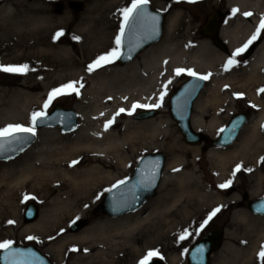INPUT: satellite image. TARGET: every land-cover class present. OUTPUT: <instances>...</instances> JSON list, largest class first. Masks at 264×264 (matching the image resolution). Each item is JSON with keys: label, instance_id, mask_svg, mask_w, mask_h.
<instances>
[{"label": "bare ground", "instance_id": "1", "mask_svg": "<svg viewBox=\"0 0 264 264\" xmlns=\"http://www.w3.org/2000/svg\"><path fill=\"white\" fill-rule=\"evenodd\" d=\"M87 2L90 4L85 14L70 32L65 18L53 17L47 9L43 14L27 15L23 22L7 23L6 4L0 8V66L27 65L19 86L0 92V129L9 125L29 127L31 114L40 107L41 99L69 82H75L73 93L81 92L77 99L85 101L74 109L79 118L75 130L62 133L43 129L38 134L41 140L16 159L0 162V244L33 237L31 240L49 241L48 250L59 251L65 244L76 242L73 264H138L142 253L160 247V241L181 227L191 196L209 209L224 199L202 187L196 175L194 166L199 163L196 154L201 144H188L187 148L178 140L171 143L166 136L173 120L170 122L167 116L134 117L137 121H132L128 111L133 104L149 106L159 102L161 94L165 95L173 84L177 69H183L185 74L190 70L199 76L207 75V84L192 108L190 125L195 132L212 138L230 113V99L239 94L263 109L244 126L233 145L207 150L206 159L212 164L216 183L221 185L229 179L237 165L254 177L264 163V92L260 91L264 89V38L245 62H239L233 53L256 34L260 15H264V0L224 1L229 18L219 28L218 37L228 46L227 53L215 50L207 39L193 40L188 35L178 38L174 27L183 16L176 11L166 20L163 39L137 59L124 66L102 69L110 64L104 63L91 73L86 71L87 66L114 49L117 30L111 18L124 0ZM247 12L251 18L246 21L243 18ZM104 16L105 20L98 22ZM59 24L63 35L53 40L60 32ZM68 44L78 46L81 58L72 47L71 51L66 47ZM229 59L234 64L224 71ZM120 109L125 111L117 115ZM210 111L215 115L209 118L206 114ZM122 115L123 121L118 120ZM110 120L112 123L105 128ZM160 136L166 137L164 141ZM161 149L173 156L164 165L155 198L135 213L112 220L99 218L78 232L67 230L68 222L85 217L101 195L124 178L133 158L143 151ZM188 154L191 161L183 158ZM171 172L176 173L170 175ZM263 186L264 177L260 176L249 195L257 197ZM27 197L39 202L42 209L35 221L23 223L21 203ZM229 208L233 209L232 205ZM232 213L231 221L247 227L264 221L251 218L246 210L233 209ZM173 227L176 228L170 231ZM230 236L226 231L218 251L221 264L228 261L223 254L226 251L237 264L250 262V254L241 255L226 242ZM177 259L173 256L169 264H175Z\"/></svg>", "mask_w": 264, "mask_h": 264}, {"label": "rangeland", "instance_id": "2", "mask_svg": "<svg viewBox=\"0 0 264 264\" xmlns=\"http://www.w3.org/2000/svg\"><path fill=\"white\" fill-rule=\"evenodd\" d=\"M224 1L225 0H195V2H188V0H149L148 4L151 6L152 9L157 10L161 13H164L166 15V20L168 16H170L173 12L180 11L182 13L183 17L177 20L175 27H174L175 33L178 38L183 39L185 35H188L192 37L193 40L195 39L206 40L200 33L201 27L205 23L207 17L211 15L213 12L223 11V8H224L223 6L225 5ZM131 3H132V0H124V2L120 6H118V8L116 9L115 15L111 18L112 20L111 23L113 26L116 27V30H117L116 31L117 33L115 35L116 37L119 34V27L123 20L121 10L126 7H129ZM5 4H6L7 15L4 16L5 17L4 21H7V23H9L10 21L23 22L27 15H34L36 13L43 14L42 11H44V9H47L53 17H58V18L64 17L65 22L68 23L67 31L70 32V30L73 29V27L77 24V22L85 14L86 8L90 3H88L87 0H46V2H43V0H0V8L4 6ZM247 13H250V12H247ZM262 15L260 16L262 17ZM104 20H105V16L104 18H100L98 22L101 23ZM61 30H62V26L59 24L57 27V31H61ZM163 33L165 34V26H164ZM164 34L162 37H164ZM75 44L77 45V43ZM76 45L68 44L66 47L70 51L72 47V51H74L75 55L78 58H81L79 54L78 46ZM115 47L116 45H114V49ZM213 48H215V50H218L215 46ZM242 48H238V49H242ZM120 51H121V46L119 48V53ZM138 56L135 59H137ZM236 59L239 62H245L246 60L241 56V53L237 55ZM2 61L4 62L5 60H2ZM111 66L120 67L116 63V59H115L109 65L102 66V69L110 68ZM189 76L191 75L185 74L183 72H181L180 75L176 76L173 84L169 87V90L166 91L165 95H163V100L162 101L159 100V103L161 105L159 108L152 107L153 105H149V107L147 108H137L133 112V114L130 115V119L132 121H137L134 119V117H136V115L139 114L141 111L155 110L156 112L154 116L150 118H156L158 116H160L161 118H166L167 116L169 117V120L171 122L169 111H168L170 96L173 93V91ZM23 80H24L23 74L0 71V92L1 91L5 92V91L15 89L16 87L20 85V83ZM205 83L207 84L206 81ZM66 92L68 94L58 95L56 99L52 101L50 107L47 110V113H49L56 106H60L66 110H73L74 112H75L74 110L75 107L83 106V102L85 101L83 100L82 102V100L77 99L79 98L78 96L81 94V92H78V94L73 93V91L71 90H66ZM260 96H262L261 93L259 97ZM47 97L48 96L41 99L42 100L41 105L35 111L42 110V105L44 101L47 99ZM262 102H264V98L262 99ZM229 103H230V113L227 115L226 121L222 127H224L226 123L228 122L229 118L232 117L236 113H242V112L247 113L249 115L248 120L251 122V120L254 117H257L259 112L263 110L259 104L252 102L249 97H246L243 94H239L235 96V98L230 99ZM225 113L226 112H224L223 115ZM206 115L210 118L211 116L215 114L213 113V111H210V112H207ZM223 115L221 114L220 116H223ZM118 120L123 121V115L121 118H118ZM249 121H248V124H249ZM171 124L173 125L171 126L170 134L166 136L167 139L170 140V142L172 140H178L183 146L187 148L190 147V145L184 142L182 135L177 129L176 124L173 121L171 122ZM78 125H79V118L77 116V127ZM29 127H31V124ZM221 128L217 130L216 134L212 136V138H209V141L214 140L216 138V135L219 133ZM43 129H48V132H50L51 130H58L64 133L58 127H45V128H40V129L35 128L36 140L34 144L38 140L42 139V136H38V134ZM261 131L264 133V120L261 124ZM166 137L160 136V140L164 141ZM199 148L200 149L196 154V158L199 159V163L194 166L197 172L196 175L200 176L199 178L201 179L202 187L209 188L213 193L217 194L222 199H224V202L219 204L216 208L209 209L205 205H203V203H201L200 200L195 195L191 196V200L189 201V208L187 210L185 219L181 227H178V228L173 227L170 230L172 231L173 229L176 228L173 234L169 236L167 239L160 241V245H161L160 247L157 246V248H154L153 250L142 253L140 255L139 262L145 258L147 253L155 252L157 253V255L149 258V260L152 258H157V259L162 260L164 264H169L170 259L173 256H177L178 259L175 264H186L185 255H186V252L188 251L190 244H192L196 240H199L207 231L211 230L213 227L222 228L223 226L225 227V232L227 231L231 234V236L226 240V242L228 244H231L235 248H237L239 252L241 253V255H249V254L251 255L250 262L241 263V264H253V261L255 260L253 256H254L255 249H256L255 248L256 243H258L257 241H261L263 238L262 236L264 234V227H263L264 224L258 223L254 226L247 227L245 224H241L233 220L231 221V216H232L231 214H233L232 213L233 209L240 210V211L246 210L249 212V210L247 209V204L250 202V199L256 197V196H250L249 191H251V187L253 186V182L255 180L259 179L260 176L264 177V163L261 164L258 170L259 172H256L254 177H249L251 175L249 174L250 172L247 171V169L245 170L241 166H240V171L236 172V174L233 175V171L236 169L237 166L234 167L231 171L232 173L231 177L222 182V184H225L227 181L230 180L231 184L226 188H221L219 187L218 183H216L215 176L211 172L212 164L206 159L207 158L206 152L209 148H219V147H211L209 143H206V144L201 143ZM220 148H226V147H220ZM156 152H161L165 155V164L168 161V159H170L173 156L167 149H161V150H156V151H151V152H144V151L140 152L135 158L132 159L131 166L128 169L124 178L121 181H118L115 185L127 180L131 176L132 171L138 159L141 156L147 153L150 154V153H156ZM183 158L188 161L192 160L191 155L189 154L187 155V157H185L184 155ZM12 160H9V161H12ZM0 162H8V161H0ZM163 173H164V169H163L162 175ZM174 173L176 172H171L170 175H173ZM159 187H160V184L157 188V191L154 193V195L151 198H149L145 202V204L158 195ZM228 188L232 189L229 194L227 193ZM105 193L106 191L101 195L100 199H98L96 204L93 205L92 209L86 214L85 217H79V218H76L68 222L66 226L67 230L69 229V225L77 220H84L86 224L89 225L90 223L96 221L99 218H103L105 220L106 219L112 220V219L122 217V216H119L116 218H111L104 214H100L96 212V209L100 206L101 200L103 196L105 195ZM263 195H264V186L261 192H259V195H257L255 199L260 198ZM243 197H244V200H248L246 207H245V201L243 200ZM30 202L36 205L38 209V215L40 213V210L42 209V205L39 202H37L36 200L32 198L27 197L21 203V215L20 216H21V220L23 221V223H25L23 220V213L26 208V205ZM238 204H240L241 206L238 207ZM144 205H142V207ZM230 205H232L233 209L229 208ZM217 208H219V211L215 214V216L212 217L211 220H209V222L203 227V229H201L200 225L208 218L209 214L212 213L213 210ZM135 212H132V213H135ZM132 213H129V214H132ZM125 215H128V214H125ZM185 231H187L188 236L185 239L180 240L179 237ZM10 242H11V245L36 246L42 251V253H44L55 264H73V257L76 255L75 251H72V249H75L77 247L76 242L65 244L61 249H59V251H55L57 250L56 248H51V250H48V245L50 243L47 240H26V241L15 240V241H10ZM3 250L4 249H0V253ZM223 254L228 259L226 264H237L235 263L236 261L233 258V256L231 254L228 255L227 251L223 252ZM221 260H222V256H220L218 252H215L211 254L210 264H221Z\"/></svg>", "mask_w": 264, "mask_h": 264}, {"label": "water", "instance_id": "3", "mask_svg": "<svg viewBox=\"0 0 264 264\" xmlns=\"http://www.w3.org/2000/svg\"><path fill=\"white\" fill-rule=\"evenodd\" d=\"M165 15L151 8L148 4L145 15L140 17L132 26L125 29L122 37V51L117 63L122 66L132 62L138 54L146 50L152 44L158 42L163 35ZM221 17L218 12H213L207 22L201 27V34L207 39L213 40L214 46L226 51L224 45L216 37ZM251 50L245 53L247 58ZM204 80L191 76L183 82L171 95L169 113L184 141L190 145L209 143L211 147H224L231 145L247 124L249 115L245 112L231 117L214 140L202 133L195 132L190 125V118L194 101L204 87ZM155 111L142 112L136 115V119H145L154 116ZM59 127L63 132H70L77 127V116L73 110L55 107L42 123L36 128ZM18 139L11 137L0 138V161H8L16 158L36 140V136L17 134ZM11 141V142H9ZM165 165V155L161 152L145 154L137 162L132 175L123 181L103 197L96 212L115 218L138 210L157 191L162 171ZM232 189H228L229 194ZM248 209L257 215H264V198L248 203ZM38 215V209L33 203H28L23 214L25 222H32ZM84 220L73 222L69 230L78 232L86 227ZM223 230L213 227L200 240L196 241L188 254V264H210V255L217 252L222 246ZM197 249H203L197 252ZM0 264H52L37 248L33 246L11 245L0 253ZM148 264H163L155 259Z\"/></svg>", "mask_w": 264, "mask_h": 264}, {"label": "snow or ice", "instance_id": "4", "mask_svg": "<svg viewBox=\"0 0 264 264\" xmlns=\"http://www.w3.org/2000/svg\"><path fill=\"white\" fill-rule=\"evenodd\" d=\"M188 2H195V0H188ZM149 3V0H132V3L129 7H126L124 9L121 10L122 12V16H123V20L120 24L119 27V34L116 37L115 40V49H113L112 51L101 55L99 57H97V59L92 63L89 64L86 68V71H88L89 73H91L92 71H94L96 68L101 67L104 63H112L115 59L119 58V48L121 46V42H122V37L124 36L125 33V29L128 26H132L134 25V23L143 15H145L146 12V8L147 5ZM235 9H233V13H235ZM245 16H250L251 13H245ZM261 29H264V17L261 18L260 21V25L256 30V34L253 35V37L248 41L247 44L244 45V47L242 49H237L235 53H233V56L239 55L242 51H244L245 49H247L248 44H251L253 40L256 39V35L260 33ZM63 35V32H57L54 37L53 40L58 39L60 36ZM74 39L79 40V37H74ZM234 64V60L233 59H229L227 61V63L224 66V71H228L229 66ZM25 70H27V65H22V66H0V71L2 72H12V73H20L22 74ZM184 71L183 69H177L176 70V75H180V73ZM189 75L191 76H196L195 73L191 72L189 70L188 72ZM196 79L198 80H207L208 76L207 75H203V76H196ZM75 82H69L66 85H62L60 88H56L53 89L51 92H49L47 99L44 101L43 105H42V110L40 111H34L31 114L30 117V123H31V127H24L21 125H9L3 129H0V138H4V137H11L12 139H18V135L17 134H28V135H35V127L37 126L38 123H42L43 121H45L47 119V110L50 107L52 101L54 99H56V97L58 95H65L68 94L66 92V90H72V91H76L75 87H74ZM82 86V85H81ZM260 91L264 92V89H261ZM78 94V93H77ZM163 93L161 94V96L159 97V100H163ZM161 105L159 102H157L155 105H153L152 107L155 108H159ZM149 106L147 105H139V104H133L132 106V110L128 111L129 115H132L133 112L137 109V108H147ZM125 109H120L119 112H117V115L120 114V112H124ZM112 123V121H108L107 124L105 125V128H107L108 125H110ZM223 131V129L221 130ZM11 142V141H9ZM2 146V145H0ZM73 163H76L75 161ZM240 171V165H237L236 169L233 171V175L236 174V172ZM231 184V181H227L225 184H221L219 185V187L221 188H226ZM219 211V208L214 209L212 213L209 214L208 218L200 225V228L203 229V227L209 222V220L212 219L213 216H215V214ZM9 224L13 223V221H8ZM188 236L187 231H185L180 237V240L185 239ZM29 240L33 239V237H28ZM11 248V242H4L2 244H0V249H9ZM72 251H76V249H72ZM203 251V249H197V252H201ZM157 253L155 252H149L147 253V255L145 256V258L143 260H141L139 262V264H147L149 258L156 256ZM258 257L262 260H264V246L261 247V251L258 253Z\"/></svg>", "mask_w": 264, "mask_h": 264}, {"label": "flooded vegetation", "instance_id": "5", "mask_svg": "<svg viewBox=\"0 0 264 264\" xmlns=\"http://www.w3.org/2000/svg\"><path fill=\"white\" fill-rule=\"evenodd\" d=\"M224 7V6H223ZM219 12V14H220V17H221V20H220V22H219V28H221V26L228 20V18H229V13H228V11L227 10H225V8H223V11H218ZM208 18V17H207ZM251 17H248V16H245L243 19L244 20H249ZM207 20V19H206ZM220 29H218V31H219ZM219 35H218V32H217V38L220 40V42L224 45V47L226 48V51H225V53H227V52H229V49H228V46L226 45V43L224 42V41H222L219 37H218ZM264 38V29H261V31H260V33L258 34V36H257V41H252V43L250 44V45H248V47H249V49H248V47H247V49L248 50H250V49H252L251 50V53H250V55H249V57L252 55V53L254 52V50H255V48H256V46H257V44L259 43V41H261L262 39ZM212 42V41H211ZM246 50V49H245ZM242 51L241 52V56L244 58V55H245V52L246 51ZM248 52V51H247ZM246 52V53H247ZM244 59H246V58H244ZM248 59V58H247ZM246 59V60H247ZM257 199H260V198H257ZM257 199H255V200H257ZM243 200H244V197H243ZM245 201V207H246V204H247V201L248 200H244ZM241 205L240 204H238V207H240ZM249 213V216L252 218V217H254V218H256V219H262V218H264V216H259V215H255V214H252V213H250V212H248ZM258 223H263L264 224V221H259V222H256L255 223V225L256 224H258ZM264 227V226H263ZM222 228H224V230H225V227H223L222 226ZM263 238H262V240L261 241H257L258 243H256V250H255V253H254V256H253V258L255 259L254 261H253V264H264V260H262V259H260L259 257H258V253L261 251V247L262 246H264V236H262ZM194 243V242H193ZM192 243V244H193ZM192 244H190V246H189V248H188V251L186 252V255H185V261H186V264H188V254H189V251H190V248H191V246H192Z\"/></svg>", "mask_w": 264, "mask_h": 264}]
</instances>
